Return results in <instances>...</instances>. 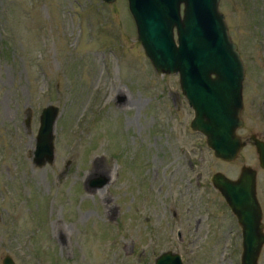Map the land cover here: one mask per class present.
<instances>
[{
  "label": "rangeland",
  "instance_id": "374dc122",
  "mask_svg": "<svg viewBox=\"0 0 264 264\" xmlns=\"http://www.w3.org/2000/svg\"><path fill=\"white\" fill-rule=\"evenodd\" d=\"M127 4L0 0V264L6 254L15 264H153L166 250L183 264H240L241 228L209 177L235 178L243 164L257 170L264 223L254 148L213 157L189 127L178 75L151 66ZM218 8L244 65L237 133L264 137V0ZM49 103L54 160L35 166ZM99 176L108 182L91 187Z\"/></svg>",
  "mask_w": 264,
  "mask_h": 264
},
{
  "label": "water",
  "instance_id": "95a60500",
  "mask_svg": "<svg viewBox=\"0 0 264 264\" xmlns=\"http://www.w3.org/2000/svg\"><path fill=\"white\" fill-rule=\"evenodd\" d=\"M111 3L114 0H102ZM220 0H127L140 46L154 70L177 74L182 95L193 111L190 126L205 137L215 157L234 160L246 141L242 127L244 65L232 42ZM57 106L49 103L39 112L32 163L42 166L54 160V122ZM29 121V117L27 118ZM258 165L264 169V143L254 139ZM241 228L240 264H258L264 246L262 208L256 196V170L242 165L231 179L221 172L211 177ZM109 178L99 176L91 187H102ZM1 220V213H0ZM178 237H181L178 232ZM2 264H15L9 254ZM177 252H160L153 264H183Z\"/></svg>",
  "mask_w": 264,
  "mask_h": 264
},
{
  "label": "flooded vegetation",
  "instance_id": "af4514ba",
  "mask_svg": "<svg viewBox=\"0 0 264 264\" xmlns=\"http://www.w3.org/2000/svg\"><path fill=\"white\" fill-rule=\"evenodd\" d=\"M244 102H245V96H244V93H243V108H242V110H241V113H243L244 112V109H245V104H244ZM243 124H244V122H243ZM200 134V133H199ZM200 135H202V134H200ZM202 137H204L203 135H202ZM242 138V137H241ZM254 139H257V141L258 140H260V141H262L263 143H264V137H262V136H260V135H258V134H256V133H251L250 134V136H248L247 138H245L244 140L246 141V144H244L245 146H247V145H250V146H252L253 148H254V150H255V152L257 153V148H256V146L254 145ZM210 150V149H209ZM211 151V150H210ZM212 152V151H211ZM213 153V152H212ZM214 155V154H213ZM258 156V155H257ZM213 157H215V155L213 156ZM215 158H217V159H220V158H218V157H215ZM220 160H222V161H225V160H223V159H220ZM232 161V160H231ZM227 162V161H226ZM228 162H230V161H228ZM227 162V163H228ZM243 165H247V164H243ZM241 168H242V165H240V170H241ZM255 169V168H254ZM240 170H239V173H240ZM256 170V169H255ZM216 172H221V171H216ZM216 172H214V173H216ZM214 173H212L211 174V176L209 177V180H210V182H211V184H212V188H214V185H213V183H212V176H213V174ZM221 173H223V172H221ZM224 174V173H223ZM227 176V175H226ZM239 176V174L237 175V177ZM228 177V176H227ZM237 177H235V178H231V177H229V178H231V179H236ZM256 185H257V170H256ZM255 185V186H256ZM217 192H218V195H220V198H222L223 196L221 195V193L216 189V188H214ZM256 196H257V199H258V201H259V198H258V188H257V186H256ZM222 201H223V203L226 205V207H228L229 208V206L227 205V203H226V201H225V199L224 198H222ZM260 203V202H259ZM261 206V205H260ZM262 208V207H261ZM230 209V208H229ZM231 211V210H230ZM263 213V212H262ZM262 220H263V217H262ZM178 232H180L179 230L177 231V236H178ZM181 233V232H180ZM179 239V242L180 241H182V238H178Z\"/></svg>",
  "mask_w": 264,
  "mask_h": 264
}]
</instances>
